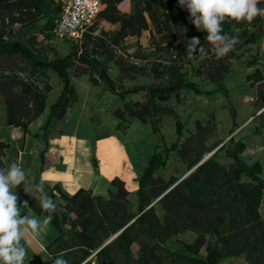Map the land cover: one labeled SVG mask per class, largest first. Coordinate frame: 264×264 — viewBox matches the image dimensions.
Here are the masks:
<instances>
[{"label":"trees","instance_id":"16d2710c","mask_svg":"<svg viewBox=\"0 0 264 264\" xmlns=\"http://www.w3.org/2000/svg\"><path fill=\"white\" fill-rule=\"evenodd\" d=\"M122 1L102 0L97 18L88 26L81 40H70L72 46L70 45L67 54L43 59L36 52L35 43L37 40L50 41L55 37L54 28L65 8L64 1L0 0V58L20 53L30 58L36 67L51 68L63 79L62 91L51 104L50 112L43 124V138H46L48 128L64 117L78 100L72 82L73 77L87 74L94 85H99V78L93 74L99 72L111 87L115 86L107 71L98 68V60L91 55H105L107 61L114 60L120 68H124L120 51H127L135 44L138 48L146 49L138 39L137 43L127 41L130 36L141 37L144 30L150 32L151 43L158 40L156 49L160 51L162 58H172L177 53L188 56L187 40L193 36L200 37L201 43L208 47L207 56L204 58L207 63L206 76L216 83L213 89H204L199 84L188 81L186 74L180 71L174 60H170L168 65H163L162 59L150 64L154 78L161 81L146 87L150 92V98L146 103L135 101L129 107V115L137 117L142 122L149 119L153 132L157 135L155 150L139 178L138 214L132 220L135 215L128 211L130 191L118 176L112 179L108 200L93 195L91 190L83 187L74 194L67 195L59 185L50 186L44 183L45 192L57 204L56 211L52 213V222L57 228L58 236L47 246L51 254L47 264H54L58 256L68 260L69 264H80L89 257L94 259L95 264H107L114 247L129 254L134 249L144 250L145 255L137 264H220L223 258L242 253L246 254L248 264H264V219L259 207L261 200L264 199V178L261 176L260 161L247 163L241 157L246 143L242 140L236 141L234 137L230 138L234 143L228 151L234 158V168L230 171L231 179L237 186H243L241 180L244 176L256 182L251 194L248 195L244 190L240 191L248 195L246 202H249L253 214L250 223L256 236L234 241L221 233L224 217L219 215L217 209L230 211L227 203L208 197L205 193L207 188L212 189L216 185L215 178L221 171L212 156L179 182L175 177L166 179L155 175L156 171L166 165L168 156L176 145L165 146L163 134L157 120L154 119L155 113L162 111L159 102L168 100L173 92L182 88H189L199 95H209L225 89L231 65L241 57L238 49L258 43L264 36V17L258 16L250 23L226 17L223 32L235 37L236 43L225 56L219 57L215 46L204 42L207 32L196 30L188 20V13L179 7L177 0H131L129 12L120 10L119 3ZM258 7H264V0H261ZM26 28L30 31L27 35L28 42L19 35V31ZM41 35L44 37L43 40H40ZM258 60L255 57L251 61L255 69L245 77L248 85L254 86L264 82V73L258 66ZM132 68L138 66L133 64ZM141 69L146 72L147 67L142 66ZM19 86L22 88L17 91ZM46 98V92L38 85L23 77L10 75L8 68L0 64V127L5 129L17 127L21 130L20 148L28 144L29 140L36 141L41 137L38 132L31 133L29 125L44 113ZM261 99L260 107L263 108L264 94ZM261 114L264 125V109ZM181 129V123L178 121V133H181ZM94 134L95 139L108 136L107 132ZM184 145V149H180L179 153L190 169L202 158L203 149H187L188 145L186 143ZM11 148L9 140L0 138V168H6L5 157L10 155ZM191 152L196 156L190 157ZM40 162V168L37 175L34 174L32 182H24L16 190L27 199L29 206L37 213L48 215L40 208L37 201L41 194L34 187L41 182L38 174L52 162L48 160L46 148L41 150ZM58 194L64 198L63 204L57 202ZM157 198L166 219L162 220L156 211L153 201ZM188 229L197 231L193 243L185 242L183 247L178 249L162 245L168 236ZM118 232L114 239L106 243L111 235ZM207 233H214L217 237L215 240H209L206 238ZM147 239L151 242L142 245L141 242ZM203 245H206L205 254L200 251ZM161 250L169 254L168 262H162L158 256Z\"/></svg>","mask_w":264,"mask_h":264},{"label":"rangeland","instance_id":"374dc122","mask_svg":"<svg viewBox=\"0 0 264 264\" xmlns=\"http://www.w3.org/2000/svg\"><path fill=\"white\" fill-rule=\"evenodd\" d=\"M63 1L66 4L67 0ZM24 35L22 39L28 42L27 32H24ZM33 39L35 42V38ZM43 39L44 37L41 35L40 40ZM137 39L146 49L138 48V45L135 44L134 47L127 51L121 50L120 57H122L121 59L125 64L124 68H120V65L114 60L107 61L105 55H91V57L98 60V68L107 71L115 86L111 87L99 72H93L99 78L100 86L99 90L98 86H91L92 89H90V92L99 91L91 106L90 120L94 124V127L90 130L91 133L107 132L109 130L130 133L131 137L129 138L128 147L131 149L132 154L135 153L136 156L139 153L138 149L154 152L157 143V135L153 132L150 120L142 122L137 117L129 115V107L132 103L135 101L146 103L150 98V92L146 87L161 81V79L154 78L150 71V64L162 59L163 65H168L170 60H174L180 71L186 74L185 77L188 81L195 82L204 89H213L216 86V83L206 76V61L200 59L198 55L189 54L187 56L177 53L172 58L169 56V58H162L160 51L156 49L158 40L151 43L149 31H146V34L144 32L139 38L130 37L127 41L135 43ZM261 40L259 43L248 44L238 49L237 52L241 54V57L231 65L232 69L226 77L225 89L209 95H199L189 88H182L177 92H173L168 100L160 101L159 104L162 111L154 115V119L157 120L160 131L163 134L165 146L176 145L171 150L166 165L156 171L155 175L166 179L175 177L177 182H179L194 171L199 164L212 156L219 164L221 171L215 178L217 180L216 185L212 189L207 188L205 193L208 197H214L224 202V204L227 203L226 206L230 211L224 212L221 209H217L218 213H220L219 215L224 217L221 233L231 237L230 239L234 241H239L241 238L245 239L244 237L256 236L254 234L255 230H252L253 225L250 223L252 212L249 208V202H246L256 182L250 177L244 176L241 180L243 186L236 185L230 174L231 169L234 168V158L229 155L228 151L234 145L230 138L234 137L236 141L243 139L245 130L240 131L241 125L243 123L247 124L249 121L250 125L257 122L259 118L257 116L258 111L262 109L260 104L262 102V94H264V82L263 84L257 83L252 86L245 81V77L255 69V65L251 61L255 57L261 59L262 56L264 58V36ZM36 42L34 46L38 50L36 52L43 59L63 56L67 54L72 46L70 40L56 36L50 41L37 40ZM204 42L205 44L208 43L207 41ZM0 64L8 68L10 75L23 77L45 91L47 95L45 109L48 107L47 111L48 113L50 112L49 107L57 99L63 88V79L55 71L51 68L36 67L30 58L20 53L1 57ZM133 64L137 65L138 68H132ZM142 66L147 67L146 72L142 71ZM258 66L264 73V61ZM169 74L168 72L167 77L170 76ZM85 80H88L90 85L88 76H86ZM21 88L19 86L17 91H20ZM71 115L72 112L69 116ZM119 115L123 117L120 118ZM178 121L181 123V133L177 131ZM245 129L249 130L250 127ZM185 143L188 145L187 149H203L202 158L190 169L179 153L180 149H184ZM191 153L189 154L192 155L190 157L196 156ZM242 155L246 159L245 161L249 163L250 157L246 153ZM242 190L248 192V195L240 193ZM237 199H242V201ZM129 201L128 211L135 215L132 219L134 220L138 214L137 193L135 195L129 194ZM153 204L162 220L163 218L166 219L158 198L153 201ZM261 205H264V199L261 200L259 207ZM196 236L197 231L195 230H181L165 238L162 245L171 249H178L183 247L185 242L193 243ZM216 237L217 235L214 233L206 234V238L209 240H215ZM150 242L147 239L141 244ZM115 248H112L113 250L110 252L107 264H137L141 257L145 255L144 250L134 249L129 254L125 250L121 251ZM200 251L205 254L206 245H203ZM168 255L165 250H161L158 254L162 262L169 261ZM91 259L89 257L80 264H85L87 260L89 261L86 264H95L94 259Z\"/></svg>","mask_w":264,"mask_h":264},{"label":"crops","instance_id":"0c3cea01","mask_svg":"<svg viewBox=\"0 0 264 264\" xmlns=\"http://www.w3.org/2000/svg\"><path fill=\"white\" fill-rule=\"evenodd\" d=\"M119 8L123 12H129L131 10V0H123L119 3ZM27 30L26 28L19 31L21 38L25 36L24 32H27V35L29 34L30 31ZM146 31L148 30H144L143 34L144 32L146 34ZM262 61H264V58L258 60V65ZM86 76L89 77L87 74L73 77L72 82L78 100L75 106L68 109L64 117L58 119L48 128L46 138L42 137V127L49 114L48 107L41 116L29 125L31 133L38 132L41 137L36 141L29 140V143L24 144L22 148H20L19 143L21 142L22 132L19 128L5 129L0 127V138L9 140L13 148H11L13 152L11 153L10 149V155L5 157L6 168L13 162H18L27 173L25 182H32L35 178L34 174L37 175L40 168L41 150L46 148L48 160L52 162L38 174L40 181L41 175L44 174L45 184L50 186L59 185L67 195H72L83 187L91 190L93 195L108 200L112 179L118 176L125 182L130 195H135L139 189V178L153 152L138 149L137 156L135 153L132 154L131 149L128 147L129 138L131 137L128 132L109 130L107 131L108 136L99 139L93 138L95 134L90 131L94 127L93 121L90 120L91 106L99 91L90 92V89H92L91 86H98L99 90L100 85H94L90 78L89 85L88 80H85ZM263 109L258 111L257 116L259 118L257 122L252 125L249 124L250 121L247 124L243 123L240 131L245 130L241 140L246 143L243 153L250 157L247 161L249 163L260 161L262 164L261 176L264 178V125L261 121ZM71 112L72 115L69 116ZM247 127H250V129L246 130ZM243 153H241L242 158ZM16 192L19 196L18 203L27 201L20 192L17 190ZM64 201V198L58 194L57 202L63 204ZM260 211L264 219V205H261ZM27 213L41 220L46 216L37 213L33 208L30 210L24 209L21 215ZM57 236V228L52 221L38 235L31 232L26 233L21 240V244L27 249L24 264H47L51 259L47 246ZM26 241L27 243H25ZM220 264H248V259L246 254L242 253L225 257L220 261Z\"/></svg>","mask_w":264,"mask_h":264},{"label":"clouds","instance_id":"9594fccd","mask_svg":"<svg viewBox=\"0 0 264 264\" xmlns=\"http://www.w3.org/2000/svg\"><path fill=\"white\" fill-rule=\"evenodd\" d=\"M181 9L188 13V20L197 31L207 32L206 41L215 46L219 57L225 56L235 45L236 38L223 32L226 17L236 21L252 22L256 17H264V7H258L261 0H177ZM208 47L201 43L198 36L187 40L186 51L196 54L200 59L207 56ZM27 173L18 162L7 168H0V264H24L27 249L21 240L28 232L39 234L52 221V213L57 204L48 196L44 188V174L35 190L41 195L38 204L47 212L42 220L36 216L21 215L24 209H31L27 201L18 203V186L26 181ZM27 243V241L25 242ZM54 264H69L58 256Z\"/></svg>","mask_w":264,"mask_h":264},{"label":"built area","instance_id":"2783aa9c","mask_svg":"<svg viewBox=\"0 0 264 264\" xmlns=\"http://www.w3.org/2000/svg\"><path fill=\"white\" fill-rule=\"evenodd\" d=\"M102 0H67L56 22L55 36L68 40H81L83 33L97 18Z\"/></svg>","mask_w":264,"mask_h":264},{"label":"water","instance_id":"95a60500","mask_svg":"<svg viewBox=\"0 0 264 264\" xmlns=\"http://www.w3.org/2000/svg\"><path fill=\"white\" fill-rule=\"evenodd\" d=\"M121 232V231H120ZM117 234H119V232L118 233H116L115 235H113L106 243H108V242H110L115 236H117Z\"/></svg>","mask_w":264,"mask_h":264}]
</instances>
